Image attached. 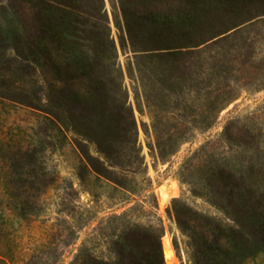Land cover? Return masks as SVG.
<instances>
[{
	"label": "rangeland",
	"instance_id": "obj_1",
	"mask_svg": "<svg viewBox=\"0 0 264 264\" xmlns=\"http://www.w3.org/2000/svg\"><path fill=\"white\" fill-rule=\"evenodd\" d=\"M0 264H264V0H0Z\"/></svg>",
	"mask_w": 264,
	"mask_h": 264
},
{
	"label": "trees",
	"instance_id": "obj_2",
	"mask_svg": "<svg viewBox=\"0 0 264 264\" xmlns=\"http://www.w3.org/2000/svg\"><path fill=\"white\" fill-rule=\"evenodd\" d=\"M164 257H165L166 261H169L171 258V251H170L168 246L164 247Z\"/></svg>",
	"mask_w": 264,
	"mask_h": 264
}]
</instances>
